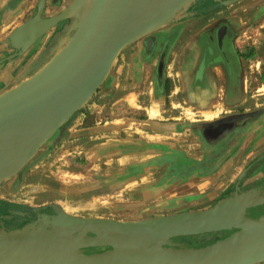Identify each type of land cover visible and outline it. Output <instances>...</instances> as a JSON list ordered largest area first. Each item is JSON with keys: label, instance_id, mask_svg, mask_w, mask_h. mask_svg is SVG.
<instances>
[{"label": "rangeland", "instance_id": "rangeland-1", "mask_svg": "<svg viewBox=\"0 0 264 264\" xmlns=\"http://www.w3.org/2000/svg\"><path fill=\"white\" fill-rule=\"evenodd\" d=\"M201 1L206 0L193 1L187 6L189 11L184 7L165 25L124 48L93 97L53 133L29 162L0 180V230L24 229L31 221H41L42 214L55 213L57 205L74 215L121 220L204 209L233 195L237 186L243 191L264 182L263 145L252 147L247 140L241 143L240 132L215 145L204 135L208 134L205 122L249 109L252 110L247 112L260 113L241 123L244 130L253 123V129H264L262 64L253 66L239 51L238 41L233 47L246 59L245 70H255L245 100L232 101L234 89L229 87L211 89L214 93L207 97L199 89L204 83L199 71L207 56L214 52L222 56L217 43L218 26L227 23L233 28L236 17L251 19L253 23L244 24L241 30L251 28L254 38L264 39V2L244 10L241 7L250 0H207V4H199ZM12 2L4 0L0 5V26L6 6ZM46 9L45 16L64 10ZM195 14L208 16L209 22L216 21V28L187 34L185 17ZM75 21L76 16L66 19V26L35 62L34 69L31 66L32 72L67 43ZM15 28L10 25L0 30V43L7 42L16 49L12 53L22 51L12 44ZM158 32L159 44L149 49L147 37ZM237 36L232 33L229 38ZM45 37L48 36L39 40ZM242 46L248 47L249 55L258 57L255 61L262 57L259 50ZM197 48V62L191 63L186 51ZM165 50L166 64L160 76L159 58ZM29 76L24 74L22 78ZM37 211L39 218L34 215ZM228 233L177 239L198 246Z\"/></svg>", "mask_w": 264, "mask_h": 264}, {"label": "water", "instance_id": "water-1", "mask_svg": "<svg viewBox=\"0 0 264 264\" xmlns=\"http://www.w3.org/2000/svg\"><path fill=\"white\" fill-rule=\"evenodd\" d=\"M193 1L74 0L45 16L48 0H40L36 14L12 31L14 47L27 50L76 16L74 31L41 68L0 94V180L93 97L124 48ZM239 189L211 207L138 220L74 215L57 205L24 229L0 230V264H258L264 212H252L264 206V185ZM224 231L230 233L204 245L177 239Z\"/></svg>", "mask_w": 264, "mask_h": 264}, {"label": "crops", "instance_id": "crops-1", "mask_svg": "<svg viewBox=\"0 0 264 264\" xmlns=\"http://www.w3.org/2000/svg\"><path fill=\"white\" fill-rule=\"evenodd\" d=\"M13 0L12 3L6 6L4 15L2 17V23L0 26V30H5L8 26L12 25V28H15V26H19L24 21H26L28 18L30 19L31 16L35 15L37 5L39 3V0H17V2H14ZM4 2V0H0V5ZM68 0H61L60 3H57V0H48L47 4V11L55 8L56 9L62 8L65 9L68 7L70 4L67 3ZM264 2V0H250L246 5H243L241 8L244 10H251L252 8H256L257 6H261ZM241 9V10H242ZM190 8L186 7V11H189ZM206 15L203 14H198L197 16H192L190 18H186V31H188L187 34H190L189 32H194L198 31L200 34L202 32L207 33L209 30L216 28L217 22L215 21H208L206 19ZM233 20V19H232ZM65 20L60 21L57 25H55L53 28L58 26L56 31H54L53 37H51L50 34H53L51 28L46 34L43 39L38 40L35 44H33L31 47H29L27 50L17 52V53H12L14 52L13 47H10V45L7 42H2L0 43V94L6 91L7 89L17 85L19 82L23 80V75L28 74L31 75L34 72H32V67L34 69V66L36 65L35 62L42 56L43 52H45L49 46L51 45L52 41L56 36L59 35V32L62 30V26H66L67 23H65ZM253 23L251 19L245 20L243 17H236L233 21L232 24L234 25L233 28L230 29L229 35H232V33H235L239 36H237V39L235 38H229L227 37V33L229 31V27L227 29V32L225 33L222 41L221 47L224 48V42L227 37V52L230 56L231 64L232 66L230 67L231 70L233 71V76H238L237 81H235L232 85V94L231 98H234L232 101L236 102H241V100H245L247 93L249 92V88L252 85L253 81V72L255 71L248 65V71L245 70L244 65L246 66L248 63H246V59L244 56H240L238 53V49L234 48L233 45L234 43L240 41V48L239 51L242 52V54L247 55V58L253 63H251L253 66H257L258 68L259 64H262V67H264V39L262 38H254V35L251 34V28H242L244 24H249ZM258 23V22H257ZM228 26V25H227ZM197 29V30H196ZM167 31V29H166ZM219 31V30H218ZM52 32V33H49ZM161 33V32H160ZM155 33V34H160ZM167 33V32H165ZM198 34V33H197ZM218 35V33H217ZM44 36V35H43ZM234 36V35H233ZM147 40V39H146ZM247 44L248 46H251L254 48V50H259V55H262V57L259 58V60L255 61V59L258 57L256 55H249V49L248 47H243L242 45ZM238 47V45H237ZM200 52V49H190L189 51H186V56H188L191 61V63L197 62L196 57H198V53ZM195 54V55H194ZM211 54V53H210ZM219 54H214L212 53L210 56H207V61L205 64V69L204 73L202 75V80L204 81L203 84L199 85V89L202 91L200 94H204V96H210L212 93H214L211 89H215L217 87H222L223 89L227 88L224 83L222 82L223 77L224 79H227V69L226 68V61L223 56H218ZM18 56V57H17ZM195 56V57H193ZM249 56V57H248ZM248 60V61H249ZM257 62H260L259 64ZM250 64V66H251ZM230 70V71H231ZM259 70V69H258ZM231 71V72H232ZM257 78V77H256ZM262 82L260 85L262 86V83L264 84V75L261 76ZM201 80V81H202ZM187 82H189V79H186ZM261 81V80H260ZM197 82V81H195ZM223 84H221V83ZM219 83V84H218ZM219 85V86H218ZM260 85H258V89H260ZM204 89V90H203ZM264 122V119L263 121ZM254 123L247 127L246 130H243L240 138V142L244 143L245 140H247V143L250 142V146H264V129L262 131L253 129ZM254 130V131H253ZM229 136V135H228ZM227 136V137H228ZM225 137V138H227ZM219 140L218 142H220ZM217 142V143H218ZM238 143V144H241ZM215 145V144H214ZM232 149V148H231ZM234 150V149H232ZM248 149H246V152ZM242 160V159H241ZM258 264H264V262L258 263Z\"/></svg>", "mask_w": 264, "mask_h": 264}, {"label": "flooded vegetation", "instance_id": "flooded-vegetation-1", "mask_svg": "<svg viewBox=\"0 0 264 264\" xmlns=\"http://www.w3.org/2000/svg\"><path fill=\"white\" fill-rule=\"evenodd\" d=\"M208 2L209 1L206 0V1H201V2H198V3L199 4H207ZM197 15L198 14H195L193 16H197ZM189 17H192V16L189 15ZM186 18L187 17H185V19ZM223 25H228V27H229V31L227 33L228 34L227 37H228L229 36V33H230V29H231L230 24L221 23V25H219L218 28H217V33H218L219 28L223 27ZM186 33H188V31H186ZM189 33L191 34V32H189ZM197 33L198 32H195L194 34H197ZM218 36H219V33L217 35V43H218V47L220 49L219 51L222 53V56L225 58L226 65H227L226 68H228L227 69V72H228L227 79H224V81H222V82L224 83V85L226 87L231 88L232 85L235 84L234 83L236 81L235 78L236 77L238 78V76H235V75L233 76V71L230 68L232 66V64L230 63L231 62L230 61V56H229V54L227 52V44H226L227 37H226L225 42H224V48H222L221 45H220V43H219ZM160 37H161L160 34L150 35L149 37H147L146 44H147L148 48H149V39H152L153 38L152 39V45H151L152 47L151 48L154 49L159 44ZM166 56H167V52L165 50V51L162 52L161 57L159 58V60H160V62H159V69H158L159 70V74H160V67L162 66V73H161L160 76H162L163 75V72H164V67H165V64H166ZM205 64H206L205 62L202 64V67H201V69L199 71V76L200 77H202V75L204 73ZM251 110L249 109V110H245V111H239V112H234V113L226 114V115H224L222 117H219L217 119H214V120L205 122L204 123V126L206 127V130H207L208 134H210L209 136H208V134L206 136V132L204 133V135H205L206 139L208 140V142L211 141L212 144L218 142L219 140H221V142H222L223 139H225V137H227L228 135H229L228 137H230L232 134H235L236 135L237 134L236 132L242 133V131L245 128H244V125H242L241 123L244 120H246L249 117H251V116L250 115L249 116H246L243 119L241 118V119H238L237 121H234L233 123H231L232 116L233 115H236V114H239V113L251 111ZM236 125H238V126H236ZM213 134H214V136L212 138V135ZM262 184L264 185V182ZM255 210H257V211H255ZM255 210H253L252 213L253 214H258L259 208L258 209H255ZM44 212H46V211H44ZM34 215H36L37 218H39L40 217L39 216V211H37V213L34 214ZM97 249L98 248H94V250H97Z\"/></svg>", "mask_w": 264, "mask_h": 264}, {"label": "bare ground", "instance_id": "bare-ground-1", "mask_svg": "<svg viewBox=\"0 0 264 264\" xmlns=\"http://www.w3.org/2000/svg\"><path fill=\"white\" fill-rule=\"evenodd\" d=\"M227 29H228V26L227 25H223V27L219 28V36H218V39H219V43L220 45H222V41H223V37L225 35V33L227 32ZM153 39V38H152ZM152 39H149V44L152 45ZM112 69V68H111ZM111 71V70H110ZM25 80V79H24ZM255 112H259V111H253V112H245V113H240V114H236V115H233L232 116V120H231V123H233L234 121H237L238 119H241L240 116L244 115V114H250V113H255ZM230 123V124H231ZM229 124V125H230ZM238 126V125H236Z\"/></svg>", "mask_w": 264, "mask_h": 264}, {"label": "trees", "instance_id": "trees-1", "mask_svg": "<svg viewBox=\"0 0 264 264\" xmlns=\"http://www.w3.org/2000/svg\"><path fill=\"white\" fill-rule=\"evenodd\" d=\"M261 212H264V206L259 207L258 214L261 213Z\"/></svg>", "mask_w": 264, "mask_h": 264}]
</instances>
